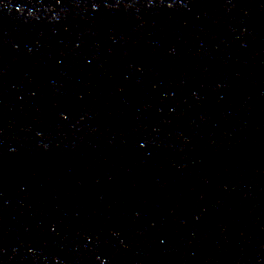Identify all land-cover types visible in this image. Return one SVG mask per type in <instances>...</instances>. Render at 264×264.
<instances>
[{"label": "water", "instance_id": "water-1", "mask_svg": "<svg viewBox=\"0 0 264 264\" xmlns=\"http://www.w3.org/2000/svg\"><path fill=\"white\" fill-rule=\"evenodd\" d=\"M0 264H264V0H0Z\"/></svg>", "mask_w": 264, "mask_h": 264}]
</instances>
